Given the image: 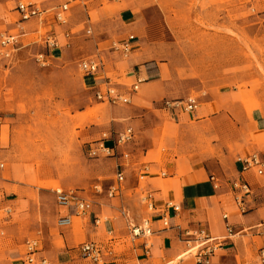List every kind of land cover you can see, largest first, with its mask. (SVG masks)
Wrapping results in <instances>:
<instances>
[{
	"label": "rangeland",
	"instance_id": "1",
	"mask_svg": "<svg viewBox=\"0 0 264 264\" xmlns=\"http://www.w3.org/2000/svg\"><path fill=\"white\" fill-rule=\"evenodd\" d=\"M248 1L113 0L116 11L131 8L143 15L134 30H129V21L115 28L124 30L125 37L135 36L138 62L160 63L163 68V96L154 109L149 105L153 110L141 124V134L135 133L133 146L145 151L146 130L164 118L165 101L188 96L197 99V109L208 106L209 114L217 116L219 132H213L208 143L228 166L245 156L237 154L246 147L241 143H249L251 138L264 142V129L254 120L260 112L264 115V0ZM72 48L71 41L62 49V56L58 52L56 59L41 66L34 53L42 46L29 45L20 50L12 69L0 64V126L4 132L11 126L14 135L11 148L0 151V163L4 164L0 169V240L7 242L0 244V258L13 264L20 263L29 237L40 239L46 255L51 245L63 248L67 228L56 225L53 189L81 192L92 201L95 211L105 203L104 193L112 184L113 161L87 154L88 142L113 128L108 123L111 108L98 103L78 66L80 58L90 53ZM164 133L162 128L160 135ZM154 144L161 154V137L155 136ZM126 176L123 198L124 204L131 206L128 188L135 179L134 174ZM261 178L264 181V175ZM95 185L102 191L95 193ZM135 192L140 195V188ZM111 201L119 205L118 199ZM132 206L137 211L138 202ZM74 219L76 253L72 264H93L79 251V244L87 238L82 228L86 220ZM252 231L234 237L240 254L231 255L226 264H260L257 251L264 247V222ZM121 238L131 246L126 234ZM118 248L120 245L114 247Z\"/></svg>",
	"mask_w": 264,
	"mask_h": 264
},
{
	"label": "crops",
	"instance_id": "2",
	"mask_svg": "<svg viewBox=\"0 0 264 264\" xmlns=\"http://www.w3.org/2000/svg\"><path fill=\"white\" fill-rule=\"evenodd\" d=\"M18 1L21 0H0V35L4 33L17 35L20 42L13 58L9 62L5 61L0 64L12 69L21 55L20 50L34 44L42 46V50L35 52L34 57L43 52L50 61L57 58L55 55L58 52L62 56V49L66 48L65 43L68 40L69 43L72 41V51L81 52V54L90 53L80 58L81 60L96 56L100 59V66L96 73L88 75L80 69L88 78V87L92 89L95 98L96 91L105 92L107 88H114L118 93L125 94L130 98L128 103L117 105H110L105 101L98 100V103L110 106L108 123L113 128L101 131L98 137L88 142V146L104 131L115 134L126 127H132L134 134L136 132L141 134V124H144L146 118H149L156 100L163 96L164 90L160 89V86L165 84L162 79L163 68L160 63L140 64L138 62L134 51L136 38L130 54L126 57L120 50L112 49L113 43H121L129 35H133L123 36L125 31H116L117 25L121 26L129 21L128 23L132 26L129 30H134L142 23L141 12L131 8L116 11L113 0H107V3H104L103 0H74L68 11L67 24L60 25L50 16L43 22L38 18L22 21L15 9ZM28 1L40 5L43 9H51L65 0ZM86 29L91 30V35L85 33ZM67 30L71 33L68 40L62 35ZM49 34L58 41L59 47L50 49L44 44V38ZM114 38L120 39L114 40ZM138 81L140 82L138 83ZM134 84H138L136 91L132 89ZM149 105H152L153 109H149ZM161 111L164 112V118L160 120V124L158 126L150 125L146 130L148 140L145 143L147 146L145 151L132 145L136 139L134 136L132 142L117 150L118 154L128 152L130 154L128 161L121 157L109 158L113 161L115 169L111 180L112 184L118 162L124 163L125 181L123 187L126 183V175L134 174L135 182L128 188L132 191L129 197L131 206L124 204V187L121 197L108 198L104 193V204L97 205L95 211L92 207L93 213L91 212L87 217L73 216L72 220H75L74 218L86 220L82 224L87 236L85 241H95L103 246L104 264H196L195 250L188 252L189 247L181 240L180 229L191 231L205 229L212 238L227 237L223 246L217 249L210 259V264H226V259L231 255L240 254L241 247L237 246L234 237L240 234H242L241 237H244L245 230L254 232L255 228L262 226V222H264V207H262L264 204V181H262V175L257 176L253 171L245 174L244 178L250 185L251 193L247 196L246 201L248 211L240 214L234 203L231 188V182L237 178L240 179V164L233 162L231 166H228L216 153L212 152L208 143L211 142L208 140L212 139L211 134L219 132L217 116L209 114L211 109L208 106L199 107L193 112H168L163 109ZM254 120L259 129H264V115L261 112ZM147 123L149 124L148 121ZM150 123H154V120ZM162 128L165 133L161 136ZM2 131L0 126V151L11 148L14 136L11 126L9 132L8 130L7 132ZM155 136L162 139L164 148L161 154L156 152ZM256 139L251 138L248 140L249 143L247 141L241 143L246 147L244 150H237L238 156H246L252 152L264 155L262 154L264 153L262 152L264 142L259 138ZM254 141L259 143L255 144ZM0 164H2L1 169L4 164ZM142 166L148 167L149 172L145 174L143 181H139L138 174ZM161 171L166 175L159 176L158 173ZM211 175L219 179L218 188L213 187V183L210 181ZM138 188H140V195L135 192ZM144 192H148L152 196L154 205L152 210H148L141 202L140 198ZM79 193L86 198L81 192ZM114 199L119 200L118 206H114L112 203L111 200ZM135 200L138 202V206L135 208L137 211L134 212L132 205ZM167 201L178 204L180 210L174 212L172 209L165 208L164 203ZM121 206L133 210V213L130 212L137 223L144 218L150 220L153 232L146 239L149 242L147 249L144 246L145 239L130 237L125 222L119 215ZM57 213L59 217L67 213L72 214V210L57 206ZM164 214H168L169 228L162 227L161 218ZM224 214L228 215L227 220L223 218ZM95 219H99L97 224ZM73 222L65 230L67 236L63 248L51 245L46 255L42 250L41 241H39L40 253L49 259L51 264H72V258L76 253V250L73 249L75 243ZM226 224L231 226L230 235ZM125 234L131 243L129 247L121 238ZM0 244L7 245V242L0 240ZM116 245H120L118 250L114 249ZM192 251L194 252L192 253ZM24 253L19 264H22ZM184 253H188L187 258H183L186 255L182 257ZM0 256L2 255L0 254ZM7 260L9 259L0 258V264H13Z\"/></svg>",
	"mask_w": 264,
	"mask_h": 264
},
{
	"label": "built area",
	"instance_id": "3",
	"mask_svg": "<svg viewBox=\"0 0 264 264\" xmlns=\"http://www.w3.org/2000/svg\"><path fill=\"white\" fill-rule=\"evenodd\" d=\"M74 0H65L61 4L51 8L43 9L40 5L28 1L21 0L16 4L15 9L20 15L21 20H29L30 18H38L41 22L45 21L49 16L58 24L65 25L68 22V11L71 8V4ZM256 1V0H249ZM85 33L90 35L91 30L86 29ZM62 35L68 40L71 37V33L67 30L62 33ZM135 37L129 35L121 43H113L112 49L120 50L122 54L126 57L130 54L133 48V42ZM44 44L52 49L59 47L58 41L52 35H46L44 38ZM20 45L19 37L13 34H1L0 35V63L9 62L13 58V54L18 49ZM66 47L70 46L69 40L65 43ZM35 61L41 65L46 66L49 64V59L46 54L41 52L35 55ZM100 66V59L96 57L82 59L79 62V68L86 74L92 75L96 73ZM140 81H138L139 83ZM132 89L136 91L138 89V84H134ZM96 99L99 101H105L110 105L125 104L130 101V98L125 94H120L114 88H107L105 92L96 91ZM165 109L167 111H181V112H193L197 109L198 102L194 96H188L185 100H168L165 101ZM134 131L132 127H126L122 131L115 134L111 132L104 131L100 134L99 138L94 140L89 144L87 149V154L91 158H117L121 157L125 161L130 159V154L128 152L117 153L118 148L132 142L134 139ZM237 162L240 164L239 176L240 179H235L231 182V188L233 191V200L240 214H244L248 211L246 201L247 196L251 193V188L249 183L245 180V174L249 171H253L257 176L264 175V155L258 152H252L244 157H239ZM2 167V164H0ZM117 171L115 174V179L112 185H110L105 191L108 198H114L120 196L124 189L123 183L125 181L124 175V163L118 162ZM149 172L148 167L142 166L139 174L138 180H142L145 174ZM163 177L166 175L165 172H160ZM210 181L213 183L214 188H218L219 179L211 175ZM95 193L102 191L100 185H95L93 187ZM54 198L57 206L62 208H68L72 210V214L67 213L60 215L57 218L56 224L59 228H67L72 225L73 216L85 218L92 212L93 203L91 200L84 198L79 191L75 189H63L61 187L53 189ZM141 202L146 206L148 210L154 208L152 196L148 192H144L141 196ZM165 208L172 209L174 212L180 210V206L173 202L167 201L164 203ZM119 215L123 218L126 229L132 238H143L144 246L147 249L149 247V242L146 240L152 234V227L149 219H142L137 223L132 216L130 210L121 206L119 209ZM223 218L227 220L228 215L224 214ZM99 219H95L97 224ZM161 223L163 228H169L170 222L168 214H164L161 218ZM229 235L231 234V226L226 224ZM181 240L189 247L188 252L195 250L194 256L196 259V264H210L211 256L214 252L223 246V242L227 237L223 238H212L210 237L205 229H200L197 231L180 229ZM40 239L36 236L29 237L25 240V253L23 257L22 264H49V261L40 253L39 249ZM80 254L83 258L90 260L93 264H104V248L95 241H85L79 246ZM258 261L260 264H264V247L260 248L258 251Z\"/></svg>",
	"mask_w": 264,
	"mask_h": 264
},
{
	"label": "bare ground",
	"instance_id": "4",
	"mask_svg": "<svg viewBox=\"0 0 264 264\" xmlns=\"http://www.w3.org/2000/svg\"><path fill=\"white\" fill-rule=\"evenodd\" d=\"M187 254H188V253H184V254H182V257L185 256V255H187Z\"/></svg>",
	"mask_w": 264,
	"mask_h": 264
}]
</instances>
